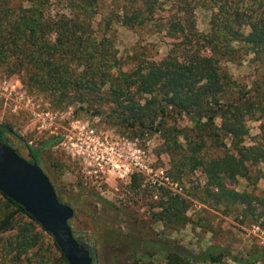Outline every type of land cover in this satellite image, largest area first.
<instances>
[{"label":"trees","instance_id":"1","mask_svg":"<svg viewBox=\"0 0 264 264\" xmlns=\"http://www.w3.org/2000/svg\"><path fill=\"white\" fill-rule=\"evenodd\" d=\"M122 1L117 11L94 25L98 0H0V65L8 72L20 73L26 84L51 94L57 104L75 99L92 113L106 114L126 128L157 131L170 112L185 114L198 139L182 134L185 144L178 145L186 151L179 152L178 159L204 174L203 201L240 207L241 223L248 220L264 228V190L254 193L228 184L238 177L253 186L264 179V170H250V166L264 163V144L239 141L246 133L244 125L253 104L243 96L223 99L231 80L222 63L248 52L264 55V0H205L202 5L208 1L213 9L207 32L196 28L193 15L200 0L195 4L179 0L181 6L175 14L160 23L154 19L159 0ZM114 21L130 28L154 24L158 31L164 27L176 39L162 59L142 57L125 70L117 56ZM260 110L264 112V101ZM3 131L13 129L0 123V137ZM219 132L230 138L233 151L204 157L205 142L199 137L214 138ZM169 153L173 158L174 153ZM137 175L133 174V186H137ZM158 203L160 219L178 215V222H187V201L180 194ZM44 232L23 206L0 191V237L8 234L1 249L4 261L69 264L51 234V243L45 241ZM145 245L136 236L130 238L134 253ZM156 246L164 253L162 264L219 263L224 257L239 264L264 260V248L258 246L246 257L214 244L198 252L175 241ZM89 253L92 264H97L94 250L89 248Z\"/></svg>","mask_w":264,"mask_h":264},{"label":"rangeland","instance_id":"2","mask_svg":"<svg viewBox=\"0 0 264 264\" xmlns=\"http://www.w3.org/2000/svg\"><path fill=\"white\" fill-rule=\"evenodd\" d=\"M188 1L191 4L199 2ZM204 1L200 0L193 9V15L196 28L207 32L213 9H210L208 1L202 5ZM98 2L94 25L101 17L117 11L123 1ZM179 6V0H159L154 19L158 23L164 22L166 17L175 14ZM60 10H64L63 7ZM112 27L117 56L125 70L135 66L142 57L162 59L169 43L176 39L166 28L158 31L150 23L130 28L114 21ZM239 52L243 53L244 47ZM222 63L231 80L223 99L235 100L243 96L253 104L244 125L246 133L239 137V141L245 145L256 141L264 144V112L260 110L264 101V55L256 57L253 52H248L236 60H223ZM57 100L51 94L26 84L20 73L8 72L4 65H0V123L10 126L28 145L39 143L57 196L74 209L69 219L74 235L88 250H94L97 264H139L138 260L162 264L164 253L156 246L162 241L180 242L194 252L214 244L244 257L256 246L264 248V228L248 220L241 223L240 207L225 208L204 202V174L189 163H179L178 153L186 151L178 145V142L185 144L182 134L192 140L198 139L195 131L191 130L188 116L170 112L157 131H141L115 123L106 114L92 113L84 103L75 99L67 98L61 104H57ZM215 120L217 124L221 121L219 117ZM80 130L88 131V141L99 137L125 150H130L131 146L141 149L152 171L144 175L98 167L92 157L91 145L87 147V143H78L76 136ZM219 133L214 138L205 134L199 137L205 142L202 149L204 157L233 151L230 138ZM4 135L6 142L26 155V146H21L16 136L7 132ZM57 137L58 141L48 144L49 140ZM169 152L174 153L173 158ZM255 168L264 170V163L250 166L252 172ZM134 173L138 174L137 186L132 185ZM228 184L254 193L264 190L263 178L258 179L254 186L242 177L229 180ZM178 194L187 201L184 213L187 222H178V215L160 219L157 212L161 203L158 202L165 203L168 197ZM7 236L0 237V264H12L10 260L4 261L1 253ZM133 236L146 244L136 253L129 246ZM44 239L51 243L47 232H44ZM17 264H25V261L20 260ZM190 264L239 263L224 257L219 263L192 261ZM256 264H264V260L259 259Z\"/></svg>","mask_w":264,"mask_h":264},{"label":"water","instance_id":"3","mask_svg":"<svg viewBox=\"0 0 264 264\" xmlns=\"http://www.w3.org/2000/svg\"><path fill=\"white\" fill-rule=\"evenodd\" d=\"M0 191L11 198L51 234L69 264H92L89 250L69 224L74 209L58 199L43 169L0 139Z\"/></svg>","mask_w":264,"mask_h":264},{"label":"built area","instance_id":"4","mask_svg":"<svg viewBox=\"0 0 264 264\" xmlns=\"http://www.w3.org/2000/svg\"><path fill=\"white\" fill-rule=\"evenodd\" d=\"M76 138L80 144L87 143V147L91 145L92 157L97 166L105 167L107 171L123 170L125 173L139 172L144 175H149L152 171L150 163L139 148L131 146L130 150H125L114 142L110 143L99 137L88 141V131L84 133L80 130Z\"/></svg>","mask_w":264,"mask_h":264},{"label":"flooded vegetation","instance_id":"5","mask_svg":"<svg viewBox=\"0 0 264 264\" xmlns=\"http://www.w3.org/2000/svg\"><path fill=\"white\" fill-rule=\"evenodd\" d=\"M7 132L9 135H14L17 137V140L19 141V143L21 144V146H26V155L18 148L14 147L12 144L6 142V136L4 135V133ZM1 141L7 143L8 145H10L13 149H15V151L20 154L22 157L26 158L27 160H29L30 162H36L38 165H40V167L43 169V171L49 176V179L53 185V181H52V177L50 176V173L48 172V167L44 164V160H43V156L41 155V146L38 145H28L26 143V141L24 140V138L21 137L20 134H18L16 131H3L0 137ZM59 137L57 138H53L52 140H47L48 144H53L54 142L58 141ZM47 144V145H48ZM54 187V185H53ZM55 189V187H54Z\"/></svg>","mask_w":264,"mask_h":264}]
</instances>
